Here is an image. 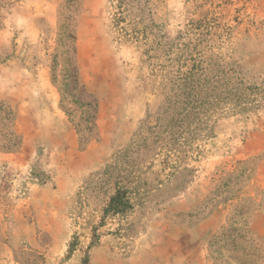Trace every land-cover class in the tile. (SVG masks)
Returning a JSON list of instances; mask_svg holds the SVG:
<instances>
[{
    "label": "rangeland",
    "instance_id": "obj_1",
    "mask_svg": "<svg viewBox=\"0 0 264 264\" xmlns=\"http://www.w3.org/2000/svg\"><path fill=\"white\" fill-rule=\"evenodd\" d=\"M0 78V153L75 182L52 230L4 197L0 258L264 264V0H0Z\"/></svg>",
    "mask_w": 264,
    "mask_h": 264
},
{
    "label": "crops",
    "instance_id": "obj_2",
    "mask_svg": "<svg viewBox=\"0 0 264 264\" xmlns=\"http://www.w3.org/2000/svg\"><path fill=\"white\" fill-rule=\"evenodd\" d=\"M0 80H3L0 78ZM36 148L30 140H24L21 144V151L18 153H0V183L5 180L7 173L15 172L12 177L13 187L0 185V226L4 221V213L6 207L11 206L12 203H5L4 197L13 195L14 206L21 207V211H26L28 208L37 212V226L43 229L58 228L60 213H66L71 204V193L75 182L64 175L59 174L57 165L54 163L44 162L43 168L52 174L51 181L46 184H40L37 180L31 179L28 182L29 168L33 160L31 150ZM31 152V153H30ZM34 152V151H33ZM56 165V166H55ZM14 178V179H13ZM3 214V216H2ZM51 214V216H45ZM211 226L218 227L223 223V217L213 216L209 221ZM58 225V226H57ZM207 225V224H205ZM253 229L260 238H264V211L257 212L253 222ZM9 256L0 258V264H9ZM174 264H187L188 256L184 254H177L174 259ZM197 264H206L204 254H197Z\"/></svg>",
    "mask_w": 264,
    "mask_h": 264
},
{
    "label": "trees",
    "instance_id": "obj_3",
    "mask_svg": "<svg viewBox=\"0 0 264 264\" xmlns=\"http://www.w3.org/2000/svg\"><path fill=\"white\" fill-rule=\"evenodd\" d=\"M124 197H125L124 192L117 191L115 195L110 199L108 210L109 211L113 210L114 213H118L121 210L120 208L121 206L123 207L128 206V204L125 201H123Z\"/></svg>",
    "mask_w": 264,
    "mask_h": 264
}]
</instances>
